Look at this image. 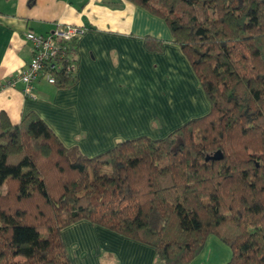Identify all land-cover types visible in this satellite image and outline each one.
Returning a JSON list of instances; mask_svg holds the SVG:
<instances>
[{
	"label": "trees",
	"instance_id": "16d2710c",
	"mask_svg": "<svg viewBox=\"0 0 264 264\" xmlns=\"http://www.w3.org/2000/svg\"><path fill=\"white\" fill-rule=\"evenodd\" d=\"M128 1L165 22L209 110L95 156L35 112H1L0 264H72L61 231L79 220L153 247L160 264H189L209 235L226 264H264V0ZM75 39V70L55 71L56 86L77 80ZM144 46L163 51L150 35Z\"/></svg>",
	"mask_w": 264,
	"mask_h": 264
},
{
	"label": "crops",
	"instance_id": "0c3cea01",
	"mask_svg": "<svg viewBox=\"0 0 264 264\" xmlns=\"http://www.w3.org/2000/svg\"><path fill=\"white\" fill-rule=\"evenodd\" d=\"M83 28L73 46L77 80L59 87L39 80L34 97L8 85L32 47L25 32ZM163 40L150 52L144 36ZM209 110L204 91L165 22L128 0H0V113L12 123L35 112L66 146L95 156L119 139L166 136ZM72 264H160L153 247L79 220L61 231ZM230 249L209 235L189 264H226Z\"/></svg>",
	"mask_w": 264,
	"mask_h": 264
},
{
	"label": "built area",
	"instance_id": "2783aa9c",
	"mask_svg": "<svg viewBox=\"0 0 264 264\" xmlns=\"http://www.w3.org/2000/svg\"><path fill=\"white\" fill-rule=\"evenodd\" d=\"M83 31V28L78 26L62 25L46 34L25 32V39L32 47L30 61L25 67L18 69L7 84L14 86L16 83H21L23 94L34 97V85L39 80L54 84L55 71L63 67L67 71H74L75 63L66 62L68 42Z\"/></svg>",
	"mask_w": 264,
	"mask_h": 264
},
{
	"label": "rangeland",
	"instance_id": "374dc122",
	"mask_svg": "<svg viewBox=\"0 0 264 264\" xmlns=\"http://www.w3.org/2000/svg\"><path fill=\"white\" fill-rule=\"evenodd\" d=\"M162 42H163V40H162ZM185 56V55H184ZM188 61V60H187ZM190 65V64H189ZM190 67H191V65H190ZM191 69H192V67H191ZM192 71H193V69H192ZM193 74L195 75V73H194V71H193ZM195 77H196V79H197V81L199 82V80H198V78H197V76L195 75Z\"/></svg>",
	"mask_w": 264,
	"mask_h": 264
}]
</instances>
